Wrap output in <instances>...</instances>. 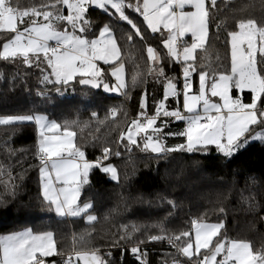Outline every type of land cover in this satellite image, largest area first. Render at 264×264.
I'll return each mask as SVG.
<instances>
[{
  "label": "snow or ice",
  "instance_id": "6c2138e0",
  "mask_svg": "<svg viewBox=\"0 0 264 264\" xmlns=\"http://www.w3.org/2000/svg\"><path fill=\"white\" fill-rule=\"evenodd\" d=\"M215 6L216 0L210 3L206 0H142V3L140 0L135 3L132 0H55L50 5L54 11L44 10L47 6L21 11L18 5L14 6L13 0H0V30L11 34L3 43L0 59L22 58L23 64L35 63L37 67L46 63L50 72L43 76L42 82L57 92L59 86H69L79 78L80 85L102 86L105 92L121 93L129 98V92L124 91L125 65L120 59L121 48L114 38L113 27L106 23L99 27L97 34V26L89 18L90 9L102 10L109 18L130 25L127 41L139 38L147 43L149 39H156L149 36V31L160 33L159 39L167 50L163 57L155 47H146L147 59L152 65L149 74L163 89L161 97L155 90L152 93L153 111L149 113L148 96L142 93L135 118L127 122L126 131L119 132L117 148L101 146V155L95 160H89L86 152L74 143L76 134L70 129L77 123L75 121L60 124L37 113L0 117V125L4 126L34 122L38 130L36 157L40 165L41 192L49 210L59 217L83 214L87 221H94L96 217L89 213L93 204L79 202L81 189L88 183L93 169L118 181V170L110 158L121 155L119 145L125 141V150L135 146L158 158L175 152L208 154L214 148L229 161L252 141L264 144V25H258L254 19L238 21L237 30L227 32L230 71H208L205 65H197L194 54L204 47L208 38L210 11ZM63 8L67 9L66 15ZM129 11L138 13L146 27L138 25ZM188 34L190 42L184 40ZM49 41H54L55 45H50ZM164 59L167 65L161 63ZM97 62L107 65L110 71L102 74ZM173 63L180 65V70L169 75L165 68ZM105 75L115 82L103 83ZM132 84L136 85V77ZM245 91L249 93L246 101L242 98ZM171 101H175V106H170ZM108 114L115 117L117 109H110ZM91 115L96 117L97 113ZM173 122H183L184 127L172 131ZM168 137H183L184 140L169 146ZM14 188L15 185L10 192L6 188L11 197L15 195ZM0 203L6 204V200L0 198ZM169 203L174 206L172 201ZM223 228V221L206 223L193 219L191 230L167 239L189 260L201 254V249L208 250L197 264H264V246L254 249L248 241L230 239L226 232H221ZM163 238L149 237L151 241ZM210 244L213 245L211 249ZM130 252L137 260L144 255L139 244ZM54 254L62 253H57L52 231L25 230L0 236V264H46L44 258ZM76 261L110 264L99 250L77 251L64 264H76Z\"/></svg>",
  "mask_w": 264,
  "mask_h": 264
},
{
  "label": "trees",
  "instance_id": "16d2710c",
  "mask_svg": "<svg viewBox=\"0 0 264 264\" xmlns=\"http://www.w3.org/2000/svg\"><path fill=\"white\" fill-rule=\"evenodd\" d=\"M54 3L55 0H13L14 6L18 5L22 11L41 6L54 11L50 7ZM129 15L138 25L146 27L138 13L129 11ZM210 16L209 35L204 47L195 54L196 63L205 65L208 71H230L227 32L237 30L240 20L254 19L258 25H264V0H216ZM89 18L97 26V34L99 27L112 25L121 48L120 59L125 65L124 91L129 92V98L121 93H107L102 86L100 90L84 87L78 83L79 78L69 86H59L57 92L42 82L48 74L44 69L23 64L22 58L0 59V117L37 113L60 124L75 121L70 130L76 134V144L89 160H95L101 155V146L117 148L119 132L126 130L129 119L139 111L142 93L148 96L149 113L153 111L152 93L155 90L161 97L163 89L149 74L152 65L146 47H155L163 57L167 50L159 39L160 33L149 31V36L156 39L147 43L139 38L127 41L131 26L126 22L109 18L99 9H90ZM9 38L10 33L0 32V50ZM190 39L186 37V41ZM161 63L167 65V59ZM179 70L180 65L175 63L165 68L169 75ZM133 77H136L135 86ZM195 79L198 82V77ZM248 97L245 91L242 98L246 101ZM170 106H175V101ZM112 108L117 109L115 117L108 114ZM93 112L97 113L96 117H92ZM183 127V122H173L171 130ZM167 140L171 146L182 143L184 138ZM37 142L34 122L0 125V198L6 200V204L0 203V236L28 228L35 233L52 231L57 253L62 254L45 258L48 264H64L77 251L94 250H99L110 264H141V260L143 264H166L170 259L196 264L199 258L189 260L167 239L191 230L193 219L223 221L221 232H226L230 239L248 241L254 249L264 246V144L259 141L250 142L230 161L218 155L214 148L208 154L175 152L158 158L135 146L125 150V141L119 145L121 155L110 158L118 170V181L93 169L81 190L79 202L93 204L89 211L96 219L91 222L84 215L59 217L49 210L41 193ZM13 185L15 195L11 197L6 188L10 192ZM153 235L164 238L151 241L149 237ZM137 244L144 254L141 260L130 252Z\"/></svg>",
  "mask_w": 264,
  "mask_h": 264
},
{
  "label": "rangeland",
  "instance_id": "374dc122",
  "mask_svg": "<svg viewBox=\"0 0 264 264\" xmlns=\"http://www.w3.org/2000/svg\"><path fill=\"white\" fill-rule=\"evenodd\" d=\"M136 2V0H132V3H135ZM140 2L142 3V0H140ZM208 2H210V0H206V3H208ZM60 7H62V6H60ZM22 11V10H21ZM63 12H64V14L66 15L67 14V9L66 8H63ZM43 19V18H42ZM2 31H4V30H0V32H2ZM162 31H163V29H162ZM114 35V34H113ZM165 35H166V33H165ZM187 36H189L190 37V34H188V35H186L184 38H186ZM114 38H116L115 36H114ZM10 39V38H9ZM117 40V39H116ZM207 41V40H206ZM5 43V42H4ZM118 43V42H117ZM49 44L50 45H52V46H54L55 45V42L54 41H49ZM3 46V45H2ZM119 46V45H118ZM120 47V46H119ZM195 55V54H194ZM34 65H36L35 63H33ZM97 64H98V66L101 68V72H102V74H104L105 73V71L106 70H109L108 69V66L107 65H103V63L102 62H97ZM39 68H41L42 70L44 69L46 72H50V69H48L47 68V65H46V63H41L40 64V66H39ZM110 71V70H109ZM125 77H126V75H125V71H124V79H125ZM115 81H114V79L113 78H111L110 76H108V75H105L104 76V81H103V83H114ZM102 90H103V87H102ZM104 91V90H103ZM194 91H195V88H194ZM107 93H116V92H107ZM215 99V98H214ZM181 100H182V97H181ZM43 115H45V114H43ZM48 117V116H47ZM133 118H135V117H132L131 119H133ZM48 119L49 120H52L50 117H48ZM131 119H129V121L131 120ZM126 131V130H125ZM37 132H38V130H37ZM168 141V140H167ZM74 143H76V140H75V137H74ZM107 176H109L108 174H107ZM118 177H119V175H118ZM109 178L111 179V177L109 176ZM83 188V187H82ZM82 190V189H81ZM42 193V192H41ZM89 213L90 214H92V215H94L95 216V214L94 213H92V212H90L89 211ZM83 215V214H82ZM85 216V215H84ZM65 217V216H64ZM96 217V216H95ZM85 218H86V216H85ZM86 220H87V218H86ZM91 222V221H90ZM203 222H206V223H217V222H209V221H203ZM192 235H193V238H194V232L192 233ZM215 239V238H214ZM237 240H240V239H237ZM212 246V244H210L209 245V248ZM201 250H204V249H201ZM193 251H194V248H193ZM205 252H207L206 250H204L203 251V253L202 254H204ZM200 255V254H199ZM199 255H193V258L195 259V258H199V259H202V255H201V257H198ZM220 259V257H217V260H219ZM196 264H197V262H195ZM49 264H54V263H49Z\"/></svg>",
  "mask_w": 264,
  "mask_h": 264
},
{
  "label": "built area",
  "instance_id": "2783aa9c",
  "mask_svg": "<svg viewBox=\"0 0 264 264\" xmlns=\"http://www.w3.org/2000/svg\"><path fill=\"white\" fill-rule=\"evenodd\" d=\"M184 40L186 41V38H184ZM45 259V258H44ZM46 264H48V262L45 259ZM176 262H179V264H185V262L182 259H170L166 262V264H176Z\"/></svg>",
  "mask_w": 264,
  "mask_h": 264
},
{
  "label": "crops",
  "instance_id": "0c3cea01",
  "mask_svg": "<svg viewBox=\"0 0 264 264\" xmlns=\"http://www.w3.org/2000/svg\"><path fill=\"white\" fill-rule=\"evenodd\" d=\"M189 37V36H188ZM89 177H90V173H89ZM25 230H31L30 228H28V229H24V230H21V231H18V232H23V231H25ZM32 231V230H31ZM33 232V231H32ZM33 233H35V232H33ZM10 234H12V233H10ZM7 235H9V234H7ZM54 240H55V237H54ZM55 255V254H54Z\"/></svg>",
  "mask_w": 264,
  "mask_h": 264
},
{
  "label": "water",
  "instance_id": "95a60500",
  "mask_svg": "<svg viewBox=\"0 0 264 264\" xmlns=\"http://www.w3.org/2000/svg\"><path fill=\"white\" fill-rule=\"evenodd\" d=\"M82 86L92 88V87L89 86V85H82ZM100 88H101V87H100ZM100 88H92V89H94V90H100Z\"/></svg>",
  "mask_w": 264,
  "mask_h": 264
}]
</instances>
